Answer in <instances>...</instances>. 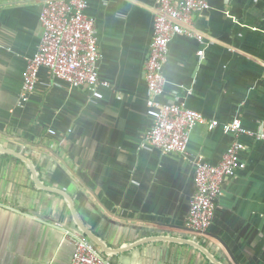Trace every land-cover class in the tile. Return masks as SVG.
<instances>
[{"label": "crops", "instance_id": "obj_1", "mask_svg": "<svg viewBox=\"0 0 264 264\" xmlns=\"http://www.w3.org/2000/svg\"><path fill=\"white\" fill-rule=\"evenodd\" d=\"M207 1L192 15L202 40L174 35L162 67V101L218 121L193 126L185 157L145 144L154 0H87L98 77L109 84L101 99L40 67L21 104L42 0H0V264H69L65 233L112 264H264V143L247 134L237 137L244 166L223 182L209 230L194 237L184 225L194 156L215 164L236 138L223 123L237 117L256 130L264 121V0ZM21 156L53 190L35 184ZM71 204L104 249L76 225Z\"/></svg>", "mask_w": 264, "mask_h": 264}, {"label": "built area", "instance_id": "obj_2", "mask_svg": "<svg viewBox=\"0 0 264 264\" xmlns=\"http://www.w3.org/2000/svg\"><path fill=\"white\" fill-rule=\"evenodd\" d=\"M87 7V0H42L41 35L37 50L27 60L23 71L20 104L28 100L40 67L47 68L54 79L70 87H86L94 98L104 96L102 89L108 88L109 84L98 77L100 53L94 18L87 13ZM208 7L207 0H154L153 31L144 62L145 112L152 119L145 144L148 148L159 149L162 154L179 153L186 157V144L193 126L199 123L212 129L218 124L216 119L206 118L180 101L160 99L168 41L176 34L202 40L204 35L192 28V15ZM222 128L236 138L221 159L212 164L200 154L193 158L194 191L184 225L194 237L209 230L223 182L244 166L239 159L244 145L237 137L247 134L264 143V121L256 130H247L235 117L223 123ZM47 131L55 134L52 128ZM65 236L73 245L69 264H112L81 234L65 233Z\"/></svg>", "mask_w": 264, "mask_h": 264}, {"label": "water", "instance_id": "obj_3", "mask_svg": "<svg viewBox=\"0 0 264 264\" xmlns=\"http://www.w3.org/2000/svg\"><path fill=\"white\" fill-rule=\"evenodd\" d=\"M21 158L27 163L29 169L31 170L32 174H33V179H34V182L36 185L40 186V187H43V188H46V189H49V190H53L51 187H47L43 184H41L36 176V173H35V170L32 166V164L30 163V161H28V159L26 157H22ZM66 196V195H65ZM67 199L70 201V198L68 196H66ZM71 213L73 215V218H74V221L76 223V225L79 227V229L86 235L88 236L89 238H91L95 243H97L98 245H100L103 249H104V244L90 231L88 230V228H86V226L81 222V220L79 219L77 213H76V210L74 208V206L71 204Z\"/></svg>", "mask_w": 264, "mask_h": 264}]
</instances>
